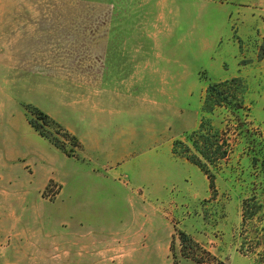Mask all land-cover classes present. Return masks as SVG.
<instances>
[{"label": "rangeland", "instance_id": "374dc122", "mask_svg": "<svg viewBox=\"0 0 264 264\" xmlns=\"http://www.w3.org/2000/svg\"><path fill=\"white\" fill-rule=\"evenodd\" d=\"M232 79L244 105L204 112ZM202 126L225 156L208 174L183 156ZM250 199L264 208V0H0V264H254Z\"/></svg>", "mask_w": 264, "mask_h": 264}, {"label": "trees", "instance_id": "16d2710c", "mask_svg": "<svg viewBox=\"0 0 264 264\" xmlns=\"http://www.w3.org/2000/svg\"><path fill=\"white\" fill-rule=\"evenodd\" d=\"M241 86V83L238 79H232L230 81H224V82H220V83H216V84H212L208 87L207 91H206V98L204 100V104H203V111L204 112H208V113H213L215 111L216 108H230L232 110H236V108H240L244 105V97L240 95H237L235 93V91L233 90L234 86ZM244 94V92H243ZM35 115H37L38 117H40L39 119H43V120H47L48 121V116L42 112H40L39 110H33ZM30 125L37 131L40 133V135H43V132H41L40 130V126L37 124V122L34 121H30ZM52 142L54 143V145L58 148H60L61 150H63L66 154V149L64 146L60 145V143L58 142V140H52ZM192 143V148L186 147L189 152L190 149H194L197 152V155L195 154H191V155H183L184 158H186L189 162H191L192 164L198 166L202 171L205 172V174H208V161H210V156L211 155H215L214 159L212 160V162H215L214 164H216V162L225 159L224 154H220V141L216 140V141H209V140H205L204 136H203V126L200 128L199 131H197L196 133H194V136L191 140ZM200 143H202L204 146H200ZM182 146L184 144H182V142H176L174 145V153L175 154H179L178 151V146ZM213 158V157H212ZM211 163V162H210ZM210 188L212 190L215 191V182H214V178L211 175L210 176ZM258 209V211H262V209L264 210V208L262 206H260V204H256V200L255 199H250V200H246L244 202V206H243V227L245 229H247V227H249V223L252 222L253 217L255 216L254 210ZM264 213V211H263ZM244 237V236H243ZM245 241H247V238H244ZM258 242H257V246L260 248L261 250L260 252L257 254L258 260L254 261V264H264V228H261V236L257 238ZM181 240L182 243H187L189 241V238L185 235V234H181ZM244 241V240H243ZM260 241V242H259ZM258 249V248H257ZM241 254L247 255V254H252L255 251V247H254V251L249 250L247 244L245 242H242L240 245V249H239Z\"/></svg>", "mask_w": 264, "mask_h": 264}, {"label": "crops", "instance_id": "0c3cea01", "mask_svg": "<svg viewBox=\"0 0 264 264\" xmlns=\"http://www.w3.org/2000/svg\"><path fill=\"white\" fill-rule=\"evenodd\" d=\"M41 243V242H40ZM39 243V244H40ZM41 245V244H40ZM44 245H46V244H44ZM44 245H42V246H44ZM48 245V244H47ZM27 259H18V263L19 264H27V263H25V261H26ZM20 261V262H19ZM33 264H36V263H33ZM41 264H57V260H55V259H51V258H43L42 259V261H41Z\"/></svg>", "mask_w": 264, "mask_h": 264}]
</instances>
